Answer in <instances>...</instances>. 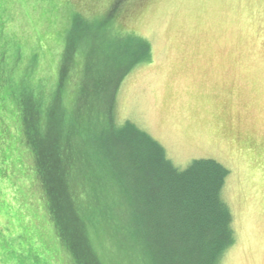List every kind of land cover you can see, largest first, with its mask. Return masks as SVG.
Segmentation results:
<instances>
[{
    "label": "rangeland",
    "instance_id": "obj_1",
    "mask_svg": "<svg viewBox=\"0 0 264 264\" xmlns=\"http://www.w3.org/2000/svg\"><path fill=\"white\" fill-rule=\"evenodd\" d=\"M137 39L145 56L118 79L113 120L146 131L177 168L199 157L221 162L231 238L217 264H264V0H0V264H77L56 233L33 153V173L22 175L18 96L41 102L40 127L46 111L58 125L64 112L67 155L93 165L88 151L106 140L88 141L76 110L91 77L119 72L113 63L135 54ZM71 174L102 264H180L179 223L160 244L132 243L114 230L118 217L89 211L81 172Z\"/></svg>",
    "mask_w": 264,
    "mask_h": 264
},
{
    "label": "trees",
    "instance_id": "obj_2",
    "mask_svg": "<svg viewBox=\"0 0 264 264\" xmlns=\"http://www.w3.org/2000/svg\"><path fill=\"white\" fill-rule=\"evenodd\" d=\"M136 45L135 54L113 63L121 64L119 72L92 76L90 88L82 93L84 108L80 105L76 111L78 116L84 113L85 121H79L78 130L88 141L99 134L106 140L102 144L105 148L93 145L88 151L93 165L78 155L68 156L70 134L63 130L64 112L60 113L58 125L51 122V117L47 119L46 111L40 127L41 102L27 91L17 98L21 101L17 103L19 129L26 133L25 140L34 154L36 174L48 199L56 232L71 249L75 263L102 264L84 233L79 212L82 205L76 201L70 184L74 169L81 172L89 211L103 212L112 219L118 217L119 230H114L126 235L128 241L160 244L166 239L165 229L177 222L183 249L180 264H217L220 251L231 238L230 213L221 195L227 168L212 157L194 158L186 167L177 168L150 134L129 120L120 124L113 120L114 87L129 65L145 56V43L137 39ZM66 52L68 59L70 53ZM4 80L5 71L0 69V84ZM85 135L82 139L86 142Z\"/></svg>",
    "mask_w": 264,
    "mask_h": 264
},
{
    "label": "crops",
    "instance_id": "obj_3",
    "mask_svg": "<svg viewBox=\"0 0 264 264\" xmlns=\"http://www.w3.org/2000/svg\"><path fill=\"white\" fill-rule=\"evenodd\" d=\"M20 132L22 133V135H21V137H22V143H21V149H23L24 150V161H23V163H24V171H23V176H25V174H26V171L28 170L29 171V173H28V175L26 176L27 178L29 177H31L30 176V172L31 173H33L31 170H32V165L29 163V159H30V153H32V150H31V148H30V146H29V144H27V142H26V140H25V136H24V133L22 132V130L20 129ZM1 135V134H0ZM1 138H3L2 136H0ZM34 172H36L35 170H34ZM34 174H36V173H34ZM28 180H30V179H28ZM41 191V194H42V190H40ZM30 193V192H29ZM34 193V192H33ZM30 194H32V193H30ZM39 192H37L35 195L34 194H32L33 196H35V197H37V199H38V201H39V204L41 203V201H42V197H43V199L45 200V197H44V195H41ZM41 198V199H40ZM46 201V200H45ZM41 206V205H40ZM39 213H41V210L39 209V210H37ZM42 215V214H41ZM44 218V217H43ZM45 219V218H44ZM46 220V219H45ZM54 226H55V224H54ZM49 231H50V229H49ZM57 233V232H56ZM58 235V234H57ZM58 238H59V236H58ZM64 244V243H63ZM62 262L63 263H65L66 261H64V260H62Z\"/></svg>",
    "mask_w": 264,
    "mask_h": 264
}]
</instances>
